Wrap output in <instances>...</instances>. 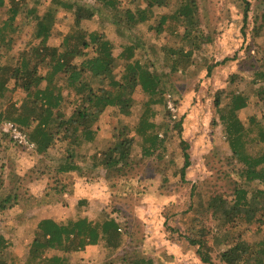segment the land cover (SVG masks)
<instances>
[{"label":"rangeland","instance_id":"374dc122","mask_svg":"<svg viewBox=\"0 0 264 264\" xmlns=\"http://www.w3.org/2000/svg\"><path fill=\"white\" fill-rule=\"evenodd\" d=\"M35 1L26 0L27 7L34 8ZM37 1L39 4L35 8L42 12L50 0ZM83 2L92 15L83 14L87 18L81 22L71 9L62 8L48 43L59 44L66 34L77 35L80 31L85 39L92 31L101 32L117 45L135 43L138 38L153 42V49L145 46L139 56L146 52L155 68L151 67V70L162 79L167 109L155 106L156 115L151 121L158 125L155 132L160 138H165L166 151L160 160L155 155L143 156L142 138L130 130L129 135L134 136L132 154L122 171H101L96 176L91 173L85 178L88 183L105 182L102 191L107 193L105 199L98 198L95 188L91 187L93 184H89L88 192L98 201L97 204L86 201L88 208L83 211L88 216L98 213L92 219L95 221L115 217L120 229L119 246L110 250L101 241L104 246L101 242L95 244L98 248L95 254L92 253V261L86 262L76 254L71 257V264L76 261L78 264H131L140 258L152 260L150 264H202L194 246L189 245L186 238L204 239L212 264H224L218 260V254L226 248L221 244L222 240L232 245L239 240L253 243L264 237V225L255 222L231 227L214 219L208 208L214 196L231 199L234 186L241 185L249 191L259 187L257 183L243 180V165L229 149L219 111L226 108L232 94L248 96L246 107L236 112L238 118L246 129L251 126V131H255L250 123L253 117L264 126V105L254 95L258 84H247L253 72L264 71V0H196L199 38H195L194 46L187 45L183 39L184 27L173 21L167 22L166 34L158 40L151 29L144 35L141 28L126 30L121 29V25L126 26L125 23L111 24L115 13L97 10L92 6V0ZM131 7L130 0H118L117 9L120 12ZM174 9L173 3L155 7L153 11L165 14ZM3 20V12H0V28L5 24ZM19 21L20 17L14 24L21 29ZM151 22L156 21L152 19ZM118 28L121 33L116 31ZM23 30L16 34L15 44L9 52L0 40L2 62L6 59V64L15 63L23 50H29L36 44L30 42L33 40L31 28L25 26ZM5 31L8 33L9 29ZM176 48L190 49L192 54L185 69L170 72L163 58L168 49ZM88 50L90 53L92 48ZM118 52L120 45L114 54ZM81 60V57L76 58L73 63L79 64ZM40 73L45 74L46 70L42 69ZM8 89L5 97L0 99V110L7 108L11 102L22 108L25 93L15 87L13 79L9 81ZM133 100L127 116L119 117L108 108L98 117V135L87 156L91 157L94 152L113 145L122 124L131 127L138 124L146 98L136 88ZM169 103L173 110L168 107ZM66 112L68 115L69 112ZM3 125L0 127V136L4 140L0 149V202L4 201L7 206L19 204L21 207L22 204L32 211L45 200L49 192L44 191L55 188L54 173L47 159L14 141L4 133ZM250 134L254 138V132ZM181 139L188 143L190 156L184 180H181L179 172L183 162ZM62 145L59 141L55 142L51 152L57 155L64 151ZM5 146L6 150H3ZM261 148L262 144L252 143L248 150L256 153ZM74 180L76 177L71 176L64 184L72 197L70 200L77 202L75 198L78 195L73 193ZM96 188L99 189L98 186ZM78 202L84 204L85 200ZM260 203L264 205V200ZM8 211L0 213V247L1 240L6 242L1 259L7 264H22L28 255L29 242L39 233L37 219L27 225L28 215L23 207L21 213L14 214L19 220L8 223L11 220ZM52 254L50 252L49 255Z\"/></svg>","mask_w":264,"mask_h":264},{"label":"trees","instance_id":"16d2710c","mask_svg":"<svg viewBox=\"0 0 264 264\" xmlns=\"http://www.w3.org/2000/svg\"><path fill=\"white\" fill-rule=\"evenodd\" d=\"M92 1V6L97 10L115 13L111 24L125 23L126 26L121 25V29L141 28L144 35L151 29L159 40L166 34L167 22L173 21L184 27L183 39L187 45H196L195 38H199L196 31V0H140L138 5L136 2L139 0H130L132 7L123 12L117 9L118 0ZM173 3L175 9L172 12L156 14L153 11L155 7H166ZM38 4L36 0L34 8H28L26 0H0V12H3L5 23L0 28V40L7 47L5 50L9 52L12 49L16 34L22 33L25 26L32 31L33 40L30 42H36L29 50H23L15 63L6 64V59L5 62L0 59V99L8 92L11 79L15 87L26 95L22 108L11 102L7 108L0 110V127L5 122H13L25 130L28 140L34 143L35 154L47 159L56 183L59 180L66 181L71 176L87 178L91 173L96 176L101 171L121 172L132 154L134 136L129 135L130 130L142 138L143 156L155 155L160 160L166 151L165 138H160L159 133L155 132L158 125L151 119L156 115L155 106L167 109L162 79L151 70V67L154 68L153 62L146 52L139 56L145 46L152 50L153 42L138 38L135 43L119 44L120 52L114 54L119 45L106 39L101 32L92 31L85 39L79 30L80 34L68 33L61 43L52 45L48 41L62 8L71 9L81 22L87 18L83 14L92 15V12H89L83 0H50L42 12L35 8ZM19 17L21 29L14 24ZM152 19L156 22L152 23ZM7 29L12 33H6ZM116 31L121 33L120 28ZM89 48H92L90 53ZM191 54L190 49H168L163 59L170 72H175L186 68ZM80 57L81 62L74 64L73 61ZM42 69L46 70L45 74L40 73ZM247 84H258L254 95L264 105V71L253 72ZM136 88L146 98L138 124L132 127L122 124L113 145L94 152L91 157L87 156L88 147L98 135V117L108 108L113 109L119 117L129 115ZM247 103L248 96L232 94L226 108L219 111L229 149L243 165V180L259 186L252 191L241 185L234 186L231 199L221 195L210 199L208 208L211 216L231 227L255 222L264 225V205L260 203L264 200V126L253 117L250 123L255 131H251V126L249 130L245 128L236 112L245 108ZM253 132L254 138L250 134ZM3 141L0 136V149ZM57 141L64 145V151L54 155L51 150ZM252 143L262 144V148L252 153L248 150ZM180 144L183 162L179 172L181 180H184L190 156L188 143L181 139ZM3 150H6V146ZM3 202H0V213L11 209ZM37 228L39 233L27 246L28 256L22 264H66L65 257H46L47 250L81 251L86 245L101 241L110 250L119 246V225L115 217L102 218L100 221L79 218L65 224L44 219L38 222ZM186 240L194 246L202 264L213 263L204 239ZM1 241L0 264H7L1 259L6 242ZM221 244L226 245V248L218 254V260L224 264H264V237L253 243L239 240L230 245L227 240H222ZM150 262L152 260L140 258L131 264Z\"/></svg>","mask_w":264,"mask_h":264},{"label":"crops","instance_id":"0c3cea01","mask_svg":"<svg viewBox=\"0 0 264 264\" xmlns=\"http://www.w3.org/2000/svg\"><path fill=\"white\" fill-rule=\"evenodd\" d=\"M93 144L94 143H92L90 145V147H88L87 150L89 152H90ZM85 178L86 177L76 178V180H74L75 185L73 188V193L75 195H78V197L75 198V200H77V202L76 201L74 202V199L70 200L72 197L70 196L69 191L66 190V187L64 184L65 182L61 181L59 183H56V185L54 186L55 188L45 190V193L49 192L48 195H45L46 201L43 200L41 202V204H39L38 206H35L32 209V211H31V209H29L27 207L25 208V206H23L22 204H21V207L19 204H16L13 207L9 206L8 208H11V209H8L9 210L8 214L11 217V220H9L7 222L8 223L16 222V220H19V218L17 219L16 216H14V214L17 213L18 211H19V213H21V210L23 207L26 210V215H28V219H27L28 224L27 225L30 224V221H34L35 220L34 218L37 219L36 220L37 224H38V222H40L41 220H44V219H52V220L57 221V222L62 223V224H65L71 220H77L79 218H87L89 221L92 220L94 217H96L98 215V213L95 214L94 216H93V214L91 216H88L83 211V210L88 208L87 202H90V203L94 202V204H97L96 200L98 201V199L93 198L91 193L88 192L89 187H90L89 184H93L91 187L95 188L94 190H95V195H97L96 197H98V198L103 197V199H105L107 192H106V190L103 192L102 189L103 188L105 189L106 184L103 181H100L99 183L97 181H94V183H91V182L88 183V181ZM57 184H58V186H57ZM95 184H97L96 187L98 186L99 189L94 187ZM52 192H53V195H51ZM54 192L57 194H54ZM81 200L82 201L85 200V203L84 204L80 203V206H79L78 201H81ZM73 210H74V212H73ZM101 244H102V246H104V244L102 242H101ZM97 248H98L97 245L89 244V245H86L84 247V249L81 251L63 252L60 250H47V252L45 253V256L46 257L58 256L60 258L65 257L66 264H71V262H70L71 257L73 258V255L75 257L76 254H78V255H81L80 259H83L84 261L89 262L90 260L92 261V259H93L92 253L95 254V252H96L95 250H97ZM27 251H28V248H27ZM50 252H52L53 254L49 255ZM78 263L79 262H77V261L73 262V264H78Z\"/></svg>","mask_w":264,"mask_h":264},{"label":"built area","instance_id":"2783aa9c","mask_svg":"<svg viewBox=\"0 0 264 264\" xmlns=\"http://www.w3.org/2000/svg\"><path fill=\"white\" fill-rule=\"evenodd\" d=\"M168 107L173 110L171 103L168 104ZM2 130L9 134V136L14 139L17 143L29 148V149H34V143L28 140L27 135L25 132L16 124L13 122H5ZM120 230V229H119Z\"/></svg>","mask_w":264,"mask_h":264}]
</instances>
